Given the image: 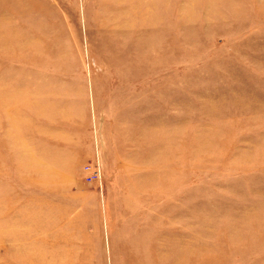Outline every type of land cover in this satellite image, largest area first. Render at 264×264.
<instances>
[{
    "label": "rangeland",
    "instance_id": "rangeland-1",
    "mask_svg": "<svg viewBox=\"0 0 264 264\" xmlns=\"http://www.w3.org/2000/svg\"><path fill=\"white\" fill-rule=\"evenodd\" d=\"M0 264H264V0H0Z\"/></svg>",
    "mask_w": 264,
    "mask_h": 264
},
{
    "label": "built area",
    "instance_id": "built-area-1",
    "mask_svg": "<svg viewBox=\"0 0 264 264\" xmlns=\"http://www.w3.org/2000/svg\"><path fill=\"white\" fill-rule=\"evenodd\" d=\"M84 169L87 170V171L92 170V169H91L89 166H87V165H84ZM95 173H96V169L93 170L92 172L89 171V173L86 175V178L91 179V176H94Z\"/></svg>",
    "mask_w": 264,
    "mask_h": 264
}]
</instances>
